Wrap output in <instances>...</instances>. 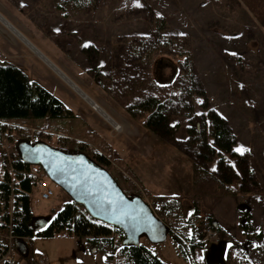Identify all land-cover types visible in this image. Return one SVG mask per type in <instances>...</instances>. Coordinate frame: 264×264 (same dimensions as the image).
Listing matches in <instances>:
<instances>
[{"label":"rangeland","instance_id":"rangeland-1","mask_svg":"<svg viewBox=\"0 0 264 264\" xmlns=\"http://www.w3.org/2000/svg\"><path fill=\"white\" fill-rule=\"evenodd\" d=\"M0 14L15 22L37 47L0 19V44L9 53L7 62L19 65L77 117L7 122L0 142V176L18 155V141L41 140L59 148L60 139L68 137L110 156L112 167H104L113 176L122 179L123 172L130 174L128 166L154 211L157 193L170 191L180 194L189 215L194 206L193 162L182 147L192 118L207 113L202 96L187 94L191 84L183 78L181 65L189 55L210 107L227 119L236 136L235 148L242 147L249 155L260 187L238 197L203 200L231 234L218 233L199 242L201 223L208 219L199 214L189 232L190 241L202 245L196 250L179 245L171 233L156 244L142 237L141 244L167 264H264V0H0ZM147 95L168 101L171 123L179 124L175 133L179 144L126 111L127 103ZM91 100L107 114L95 110ZM8 145L11 149L5 152ZM209 168L216 170V159ZM32 170L44 173L40 166ZM50 186L55 196L49 200L33 189L36 229L72 200L53 181ZM233 186L239 188V183ZM31 239L32 252L20 257L24 264L33 261L31 254H41L52 264L107 263L105 254L92 253L86 239L66 231ZM111 264L130 262L117 253Z\"/></svg>","mask_w":264,"mask_h":264},{"label":"trees","instance_id":"trees-1","mask_svg":"<svg viewBox=\"0 0 264 264\" xmlns=\"http://www.w3.org/2000/svg\"><path fill=\"white\" fill-rule=\"evenodd\" d=\"M181 73L187 83L191 84V87L189 85L191 90L187 94L193 96L196 93L202 96L204 99L201 105L207 111L206 114H201L198 120L192 118L187 128L189 138L185 142V149L182 147L193 162L194 206L192 212L187 215L179 196L162 195L154 209L156 214L170 225L174 240L184 246L186 240H193L189 232L194 228L195 219L200 214V197L236 196L240 192H253L259 189L260 182L250 165L249 155L236 151V136L227 119L210 107L206 92L195 74L191 56H186L181 65ZM125 109L133 119L142 121L148 129L173 144H179L175 137L179 124L171 123V107L168 101L161 100L155 95H147L127 103ZM187 109L191 111L193 106L189 104ZM34 118L57 120L77 117L72 109L42 85L31 80L20 67L0 59V142L7 131V122ZM60 143L59 149L68 150L74 146L95 162L112 167L110 156L91 148L87 143L75 142L68 137L61 138ZM106 146L112 149L109 144ZM215 159L217 168L212 171L209 165ZM12 166L14 174L5 169L3 176H0V202H7L11 195L22 202L21 209L18 208V203L15 205L14 214L23 217V221L18 222L14 216L15 236L54 237L66 231L78 239H86L93 254H105L106 264H111L117 253L126 256L130 264H167L142 244L124 246L122 244L124 233L119 228L94 219L82 205L72 200L67 202L52 220L43 222V226L36 229L31 207L33 185L29 176L32 166L23 162L19 155L15 157ZM125 167L130 174L123 172L122 179L116 174L114 178L126 194L143 197L136 183L137 178L128 166ZM235 182L239 183V188L233 186ZM10 220L8 205L3 206L0 203V221L9 223ZM208 220L218 233L227 234L223 227L215 225L213 216H209ZM199 246L202 245L193 243L191 248L196 250Z\"/></svg>","mask_w":264,"mask_h":264},{"label":"water","instance_id":"water-1","mask_svg":"<svg viewBox=\"0 0 264 264\" xmlns=\"http://www.w3.org/2000/svg\"><path fill=\"white\" fill-rule=\"evenodd\" d=\"M16 149L23 162L40 166L94 219L119 228L124 233V246H139L142 237L161 243L171 233L170 225L142 196L126 194L114 176L87 154L28 139L18 141Z\"/></svg>","mask_w":264,"mask_h":264},{"label":"built area","instance_id":"built-area-1","mask_svg":"<svg viewBox=\"0 0 264 264\" xmlns=\"http://www.w3.org/2000/svg\"><path fill=\"white\" fill-rule=\"evenodd\" d=\"M0 57H2L1 53H0ZM10 149L11 146L8 145L5 146L3 150L7 152ZM14 160L15 158H13L11 162L7 165V170H9L11 174H14V169L12 166V162ZM29 176L31 177L33 189L35 187L39 189V193L42 199L49 200L50 198L55 196V192L53 188L50 186L51 179H49L45 174L40 175L35 173L33 170H31ZM0 203L3 206L8 205L9 212L11 215V220L9 223H4L3 221H0V264H21L22 259L20 257L23 253L22 247L24 246L25 248H27V252L29 251L30 253L32 252V249L29 248L32 243L31 237H17L13 233L14 223L16 222L15 219L18 222L23 221L22 216L14 214L15 205H17L18 203V208L21 209L22 202L17 201L16 198L13 195H11L7 202L2 201ZM158 203H159L158 201L155 202V204ZM200 233L202 239H200L199 242L202 243L204 241L214 239L218 235V232L213 228V226L211 225L208 219L203 220V222L201 223ZM193 243H195V241L194 242L187 240L185 241V244L189 247H191ZM30 256L33 259V261L31 262L32 264H48L46 258L42 255H37L36 257H34L31 254Z\"/></svg>","mask_w":264,"mask_h":264},{"label":"crops","instance_id":"crops-1","mask_svg":"<svg viewBox=\"0 0 264 264\" xmlns=\"http://www.w3.org/2000/svg\"><path fill=\"white\" fill-rule=\"evenodd\" d=\"M6 18V17H5ZM7 20H9L8 18H6ZM10 21V20H9ZM19 31H20V33L22 34V36H23V38L26 40V43L28 44H30V45H32L33 47H35L36 49H37V47L34 45V44H32V42L31 41H29L28 40V38L27 37H25L24 36V34L22 33V30H20L17 26H16V23L14 24L13 22H12V20L10 21ZM22 29H24V28H22ZM25 30V29H24ZM27 33H29V31L28 30H25ZM2 32H3V29L0 27V35H2ZM23 40V39H22ZM28 44V45H29ZM39 50V49H38ZM40 51V50H39ZM41 52V51H40ZM0 53L2 54V59H4L5 61L4 62H7V58H8V52H7V49L6 48H4L1 44H0ZM42 53V52H41ZM43 54V53H42ZM44 55V54H43ZM45 56V55H44ZM46 57V56H45ZM1 59V60H2ZM46 59H48L47 57H46ZM49 60V59H48ZM50 61V60H49ZM51 63L52 64H54L52 61H51ZM55 65V64H54ZM19 66V65H18ZM56 66V65H55ZM105 114H107V113H105ZM191 188H192V190H191V192L193 193V183L191 184ZM157 195H159V196H162V195H170V196H174V195H177V196H179L180 194H177V193H175V192H173V193H171L170 191H168V192H165V191H162V192H158L157 193ZM212 197H222V198H225V197H227V198H232V197H238V196H203V197H201L200 198V216H213L214 218H215V220H216V222L221 226V227H223V229H225L226 230V232L227 233H229V234H231L230 233V231L228 230V228L219 220V218L216 216V215H214L213 213H211L210 212V210L209 209H206L205 207H204V205H203V200L205 199V201L207 202V203H211L213 200H214V198H212ZM239 217V216H238ZM23 248V247H22ZM23 249H25V254L27 253L26 251H27V248H23ZM38 255H41V254H38ZM115 255H117V254H115ZM46 260H47V262H48V264H52V263H50L49 261H48V259L46 258ZM21 264H24V263H21ZM26 264H31V263H26ZM106 264V263H105Z\"/></svg>","mask_w":264,"mask_h":264},{"label":"bare ground","instance_id":"bare-ground-1","mask_svg":"<svg viewBox=\"0 0 264 264\" xmlns=\"http://www.w3.org/2000/svg\"><path fill=\"white\" fill-rule=\"evenodd\" d=\"M0 19L5 23V25L7 26V27H9L15 34H17V35H19L22 39H24L23 38V36H22V34H20L16 29H15V27L11 24V23H9L4 17H2V15L0 14ZM25 40V39H24ZM91 104H92V106H93V108L95 109V110H97L99 113H103L104 111H103V109L101 108V107H99L95 102H93L92 100H91ZM105 113V112H104ZM108 116V115H107ZM109 119V118H108ZM110 120L112 121V119L110 118ZM114 125H115V127H116V129H120V125L119 124H117V123H115L114 122Z\"/></svg>","mask_w":264,"mask_h":264},{"label":"snow or ice","instance_id":"snow-or-ice-1","mask_svg":"<svg viewBox=\"0 0 264 264\" xmlns=\"http://www.w3.org/2000/svg\"><path fill=\"white\" fill-rule=\"evenodd\" d=\"M137 3H138V0H137ZM57 31H59V29H57ZM88 43H90V42H88ZM85 46H87V43L85 44ZM236 151L242 153L244 151V149L241 147V148H237Z\"/></svg>","mask_w":264,"mask_h":264}]
</instances>
